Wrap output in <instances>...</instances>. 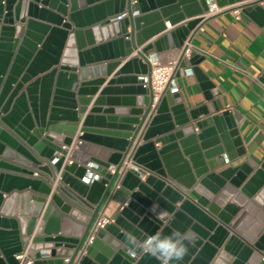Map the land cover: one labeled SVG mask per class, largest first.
Here are the masks:
<instances>
[{
	"label": "water",
	"instance_id": "1",
	"mask_svg": "<svg viewBox=\"0 0 264 264\" xmlns=\"http://www.w3.org/2000/svg\"><path fill=\"white\" fill-rule=\"evenodd\" d=\"M215 2L219 9L241 4L264 24V0ZM211 6L0 0V264H20L16 256L25 251L33 264H161L142 250L129 255L125 238L174 231L194 233L195 242L171 264H264V162L249 161L242 117L219 113L220 95L198 67L204 57H186ZM166 21L178 27L146 45L167 30ZM102 33L119 38L86 49ZM108 49L137 55L89 110L107 81L88 76L111 75L122 64L112 58L87 68L91 55ZM152 51L162 64L176 62V79L197 76L211 106L188 112L178 89L167 88L152 111ZM101 214L112 223L88 244Z\"/></svg>",
	"mask_w": 264,
	"mask_h": 264
},
{
	"label": "crops",
	"instance_id": "2",
	"mask_svg": "<svg viewBox=\"0 0 264 264\" xmlns=\"http://www.w3.org/2000/svg\"><path fill=\"white\" fill-rule=\"evenodd\" d=\"M240 5L230 6L224 11L207 16L209 18L195 35L190 48L204 57L198 67L204 77L215 86V91L220 95L215 98L220 108L219 113L229 110L237 112L242 117L240 133L249 161L252 165L260 167L264 162V24L261 25L256 20L242 13V11H240V19H237L235 11L238 10ZM261 6L264 7L263 4ZM125 15L122 14L120 16ZM139 15V12L133 14L134 17ZM187 21H190V19L179 25H183ZM165 25L167 30L154 37L146 45L153 44L160 37L178 27L171 26L169 21H166ZM130 31L129 29L128 33ZM108 37H110L109 40L102 33L101 38L98 40L95 36L94 42H86V49L99 47L119 38V36H113L112 34H109ZM139 50H142V48H139ZM119 55L115 49L112 51L108 49L106 53L100 51L99 55H91V63L87 65V68L107 65L112 58L114 61H122V64L111 75L99 73L88 76V79L93 76H106L105 79L107 81L93 97V102L88 107L89 110L94 106V102L101 91L107 87L108 81L114 78V75L121 70L127 61L136 57L137 52L135 51L129 57H120ZM154 55L155 53L152 51V60ZM176 85L188 112L206 104L211 106L206 101L200 80L190 71H188L187 75L177 79ZM128 97L138 98L139 96ZM158 101L159 99L155 98L152 111ZM87 115L88 112L84 117ZM149 121L150 119L148 118L147 123ZM82 123L83 120H81L79 130L76 132L74 143L80 142V137L83 135L80 132ZM143 143L141 142L140 145ZM156 148L159 150L162 145L156 144ZM63 149L70 151L72 147L65 146ZM70 162L71 159L67 157V163ZM131 168L136 167L130 164L129 169ZM37 178L45 179L46 177L39 174ZM8 197V195H5V199ZM179 206L180 203L178 204Z\"/></svg>",
	"mask_w": 264,
	"mask_h": 264
},
{
	"label": "built area",
	"instance_id": "3",
	"mask_svg": "<svg viewBox=\"0 0 264 264\" xmlns=\"http://www.w3.org/2000/svg\"><path fill=\"white\" fill-rule=\"evenodd\" d=\"M224 9H219L216 5L215 0H212V6H211V12L207 16H211L214 13L224 11ZM240 11L236 10L235 13L237 15V19H240ZM125 16H118L112 21H121ZM206 16V17H207ZM195 51L191 48L186 52V57H190L191 52ZM152 63V79H151V87L152 91L155 94L156 99H160L161 95L167 90V88H170L171 90L178 89L176 85V78L175 73L177 71V65L176 62H172L169 64H162L158 59L151 60ZM39 173H35L34 177H38ZM57 187V184L55 185ZM112 220L107 218L104 214H101L96 222L94 223L91 234L88 237L87 243H92V241L95 238V234L98 230L103 229L106 225L111 224ZM47 257H51V251H47ZM17 260L20 262V264H33V260L31 259L29 252L25 251L19 255L16 256ZM80 258L78 257L76 261H78ZM66 263L71 262V258H65Z\"/></svg>",
	"mask_w": 264,
	"mask_h": 264
},
{
	"label": "clouds",
	"instance_id": "4",
	"mask_svg": "<svg viewBox=\"0 0 264 264\" xmlns=\"http://www.w3.org/2000/svg\"><path fill=\"white\" fill-rule=\"evenodd\" d=\"M129 255H136L138 250L155 257L161 264H171L172 261H181L188 251L187 243L195 242L194 233L174 231L168 235H150L139 240L134 234L125 238Z\"/></svg>",
	"mask_w": 264,
	"mask_h": 264
}]
</instances>
